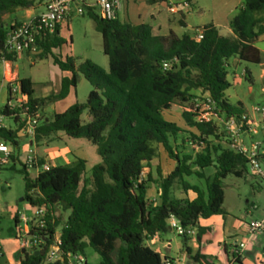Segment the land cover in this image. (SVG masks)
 <instances>
[{
  "label": "trees",
  "instance_id": "obj_1",
  "mask_svg": "<svg viewBox=\"0 0 264 264\" xmlns=\"http://www.w3.org/2000/svg\"><path fill=\"white\" fill-rule=\"evenodd\" d=\"M165 1L147 0V3L156 5ZM32 6V0H0V49L8 31L19 25L7 18ZM86 16L102 36L109 71L91 61L76 64L72 58L55 55L65 43L59 26L53 36L38 42L36 50L42 51L40 56L51 55L53 64L70 74L63 78L60 93L37 98L33 82L23 78L18 84L27 104L18 105L14 111L7 106L2 108L8 118L16 114L12 120L17 127L0 132L1 139L10 147L19 148V133L25 126L21 122L22 110L27 107L29 117H38L33 143L64 133L73 139L89 140L97 146L102 160L92 168L88 179L84 178L87 162L83 159L44 171L46 162L41 158V170L34 179L22 165L23 200L34 210L45 209L47 218L46 228L41 230L45 237L42 248L25 249L19 264H66L68 254L85 255L88 248L99 255L100 264H164L169 258H162L146 241L167 233L170 217L177 218L184 227L197 228L198 237L203 239L211 230L202 228L200 221L226 215L223 181L229 176L243 178L247 173L246 158L230 148V140L226 146L215 144L214 140L221 137L218 126L197 122L188 104L198 98V93L208 94L219 114L243 117V105L233 106L225 94L231 87L228 62L236 57L247 64L261 63V53L254 45L264 36V0H243L242 8L229 23L233 33L229 38L221 36L212 24L196 29L203 33V38L197 40L196 33L155 36L147 24L133 25L118 18L106 20L96 9H87ZM181 25L185 27L184 22ZM7 58L15 61L12 56ZM80 77L92 87L86 102L77 103L61 114L40 117L50 104L64 100L77 87ZM247 79L250 81L248 76ZM8 96L11 98L9 88ZM177 103L185 125L196 131L186 139L181 138L183 128L163 117ZM84 114L88 115L87 122L82 119ZM189 141L204 147L195 154L188 152ZM159 147L176 166L166 177L158 167L157 182L152 173L146 177L142 174L159 158ZM182 147H186L184 152ZM261 159L264 160V155ZM16 161L19 160L13 153L11 162ZM209 168L215 170L212 177L204 174ZM191 176L205 180V189L185 181ZM177 182L186 195L192 193L195 197L174 198L172 189ZM153 183L159 184V204L147 198ZM56 208L70 215L61 230L62 260L48 263V252L61 225ZM17 224L18 217L14 219V226ZM186 252L198 263L206 259L187 246ZM234 257L236 264H241V256L234 254Z\"/></svg>",
  "mask_w": 264,
  "mask_h": 264
},
{
  "label": "rangeland",
  "instance_id": "obj_2",
  "mask_svg": "<svg viewBox=\"0 0 264 264\" xmlns=\"http://www.w3.org/2000/svg\"><path fill=\"white\" fill-rule=\"evenodd\" d=\"M32 1L35 5L40 0ZM138 1L137 7H134V9L144 11L148 8V5L143 0ZM207 1L209 0H199L198 2L204 4ZM126 4L125 2L123 11L127 8ZM31 11L37 14L41 10L35 9ZM198 12L199 9L196 7L194 14L188 19L190 29L187 33L190 35H194L196 29L201 28L203 24L210 23L209 13L205 17H200ZM26 14V10H21L14 14L12 18L24 19ZM67 22L68 25H65L62 32H60V37L65 43L54 54L62 56L63 58H72L76 64L91 61L108 72L109 59L103 52V39L96 31L94 22L86 15L78 16L76 14ZM3 66L4 64H0V77L4 72ZM52 66L53 61L51 55L27 58L24 54L20 55L19 59L13 63V69L18 71L21 78H28L35 81L38 95L46 87L44 81L53 76ZM227 71L228 82L231 87L225 94L229 102L233 106L243 105L244 115L249 118L251 116L259 119L258 115L254 113V108H264V65L257 66L247 63H236L234 58H231L228 62ZM246 71L251 72L252 82L247 79ZM81 84H84V87H80V94L87 95L86 93L88 91L90 92L92 87L87 81H83ZM199 94L197 96H200ZM4 99L1 96V104ZM84 99L86 101V97ZM192 105V102L188 104L189 107ZM42 116L47 115L42 112L40 117ZM163 117L167 121H173L185 130L181 138L186 139L190 137V134H195L196 132L194 129L185 125L181 115L180 103H177L170 112L163 114ZM82 119L87 122L88 115L84 114ZM4 123L8 128H16V124L11 119H6ZM215 124L221 132V137L219 140H214V143H220L222 146H226L229 142V139H227L229 137L225 132L224 124L218 121ZM262 125L264 126V123ZM240 140L247 147H250L252 141L261 142V136L250 137L247 133H243ZM31 141V138L20 133L19 148L14 149L9 146L12 154L14 153L19 161H16L15 164L10 161L7 165L0 168V248L3 253V258L1 259L2 264H19L20 259H24V255L22 254L24 247L15 231L14 219L16 217L32 218L35 213V210L30 207L28 202L23 200L25 197V186L23 176L20 173L29 152L39 157L45 156L48 162L45 161L46 164H49L51 167L71 165L76 159H83L87 162L85 179L89 178L94 166L102 163L101 157L98 155L97 146L87 139H73L67 137L64 133H59L39 144L34 143L30 145ZM178 143L181 144V141ZM184 149L186 150V147H182L181 152H184ZM187 150L194 154L198 153L194 149L187 148ZM162 155L164 156V160L169 161V158H166L167 154L164 149L159 147V159H161ZM164 165L166 174H169L171 168L168 164L164 163ZM262 169L264 172V162L262 163ZM194 170L197 171L198 169L196 168ZM29 174L34 176L36 171L30 170ZM204 174L207 177H212L215 174V170L213 168L206 169ZM185 181L202 189L206 187L205 180L199 179L196 176L185 178ZM223 188L225 192L224 210L226 213L224 218L227 222L226 231L229 232L230 236L226 238L228 256L232 259V254L236 253V247L239 248V245L244 243L246 249L242 253L240 251V256L244 264H258V260L261 258L264 249V245L258 240H263L264 233H259L251 239L245 233V230L253 222L264 221V176L259 177L254 175L248 168L243 178H236L234 176L227 177L223 181ZM172 196L174 198H184V191L180 182L175 183L173 186ZM55 212L57 218L61 220V225L57 230V233L60 235L70 212L63 211L61 208H56ZM219 239V236L216 239L214 238L215 242H218ZM189 243H192L191 240L178 236L174 230L170 229L167 233L160 234L155 239V242L148 240L145 244L160 254L162 258L167 257L180 260L183 258L180 264H200V262L194 261L192 257L187 255L186 246ZM84 256L87 258L88 264H100V257L93 249L88 248ZM222 256H225L224 252H222ZM223 259L226 263L228 260L231 262L229 258Z\"/></svg>",
  "mask_w": 264,
  "mask_h": 264
},
{
  "label": "built area",
  "instance_id": "obj_3",
  "mask_svg": "<svg viewBox=\"0 0 264 264\" xmlns=\"http://www.w3.org/2000/svg\"><path fill=\"white\" fill-rule=\"evenodd\" d=\"M45 10L36 19L19 24L12 27L6 36V40L3 49H0V61L8 68L9 75H12L11 63L7 56L13 58L23 55L32 50H36L38 42H42L47 38L53 36L57 28L66 23L74 14L78 16H84L87 13V9H96L100 16L106 20H115L117 18V10L120 8L122 0H44ZM195 39L201 40L203 33L197 31ZM167 68V65H165ZM7 91L11 94V98L8 96V100L5 106L10 111L16 110L17 106L26 105L27 98L21 96L20 86L18 81L14 78L6 79ZM0 104V132L5 129H10L5 125L6 119L16 118V114L8 118L2 113ZM192 111L196 115L197 122L216 123L221 122L224 124L225 132L231 141L230 148L236 153L243 155L248 164L250 171L259 177L264 176L262 169L263 160L261 157L262 144L257 141H252L250 147H247L240 137L243 133L248 135H257L259 124L252 121L251 118L243 115L241 119L236 116L227 117L217 112V108L214 102L211 100L208 94L200 95L193 101ZM254 113L260 116L262 122H264V108L255 107ZM21 122H25L24 128L20 133L24 134L33 140L35 136V129L38 124V117H29L28 108L25 107L22 110ZM189 149L201 151L204 147L197 142H187ZM12 150L7 143H5L0 137V168L7 165L11 161ZM24 166L28 171L34 170L37 173L40 172L39 157L31 152L26 156ZM51 166L45 164L42 170L49 171ZM143 176L145 173L142 174ZM47 212L45 209H35L34 216L32 218L22 217L18 218V224L15 226L18 239L21 240L22 246L27 250H40L44 244L45 237L41 230L46 228ZM23 223V224H22ZM23 225V226H22ZM168 225L170 229L174 230L178 236L186 239H197L198 230L195 227H184L180 221L175 217L168 219ZM248 233L251 239L257 234L264 233V221L253 222L248 226ZM60 235L56 233L55 244L51 246L48 255L47 262L55 263L62 260L59 247L61 246ZM246 249V245L241 243L239 248L236 247L235 255L240 256ZM239 250V251H238ZM241 251V253H240ZM262 262L264 263V249L262 254ZM3 253L0 248V257ZM179 259H166L164 264H180ZM66 264H88V260L81 254H68L66 257ZM231 264H236V259L233 256Z\"/></svg>",
  "mask_w": 264,
  "mask_h": 264
},
{
  "label": "crops",
  "instance_id": "obj_4",
  "mask_svg": "<svg viewBox=\"0 0 264 264\" xmlns=\"http://www.w3.org/2000/svg\"><path fill=\"white\" fill-rule=\"evenodd\" d=\"M143 1L146 3V5H148V8L144 11H140L138 9L137 10L134 9V7H137V4L139 2L138 0H122L120 8H118L117 10V18L122 22H128L133 25L147 24L151 26L153 34L159 37H168L171 32H173L178 37H181L184 34H189L187 33V31L190 29V25L188 24V19L194 14V9L196 7H198L199 9L198 13L200 17H205V15L209 13L210 23L203 24L202 27L212 24L218 29L221 36L228 37V38L232 37L233 33H232V30L230 29L229 23L231 19L240 11V9L243 6V0H209L207 1V3H204V4H202L201 2H198L199 0H190V3H187L182 0H167L163 3L156 4V5H149L147 3V0H143ZM125 2L127 3L126 4L127 8L125 9V11H123V8H125L124 7ZM131 8L132 10H130ZM35 9H40L41 11L37 14H34V12H32L31 10H35ZM44 10H45V1L40 0L30 9L26 10L27 14L24 19L12 18L13 16L12 15L11 17L7 18V21L11 22L12 24H17V23L22 24L25 22H30L36 19L38 16H40L44 12ZM181 22L185 23V27L181 25ZM65 25H68V22L61 25L60 32H62V29ZM191 36H194V35H191ZM254 46L261 53V63L257 66H263L264 65V36H261L257 40ZM25 55L27 56V58H31L33 56L38 57L41 54H40V51L32 50L30 52L25 53ZM17 59H19V56L14 58L15 61ZM234 61H236V63H243L236 57L234 58ZM10 63H11L12 75L11 76L9 75L8 68L4 65L3 66L4 72H3V75L0 77V99H1V96L5 98L2 104L0 101L1 106H5L8 100V91H7L6 82L4 80V76H6V79L14 78L17 81L23 79L19 76L18 71L13 69L14 61H10ZM0 64L2 63L0 62ZM52 67H53V70H52L53 78L51 77L44 81L45 82L44 85H46V87H44V89L41 91V94L38 95L36 91V83L35 81L31 79V81L34 84L35 97L45 98L52 94H59L61 91V84H62L63 78L70 76L69 73H63L54 64ZM246 74L250 78V82H252L251 72L246 71ZM82 79L80 77L77 87L71 89L69 95L64 100L57 101L53 104H50L48 107H46L43 110V113L47 115L46 117H51L54 114L64 113L71 106L77 103L86 102L84 98L86 97V100H87L88 95L91 91L90 92L88 91V93H86L87 95L80 94V87L82 88L84 87L83 86L84 84H81V83H83V81H86L85 79L84 80ZM170 111L164 112V114ZM258 117L259 119H255L250 116L252 121L259 124L257 135L261 136L260 143L262 144V149H264V126L262 125V123L264 122H262L260 116ZM170 122H173V121H170ZM9 128L13 129L11 127ZM257 135H253V136L249 135V136L254 137ZM33 144H34L33 141H31L30 145H33ZM262 153L264 155V150L262 151ZM42 157H44V160L47 162V160L45 159V156H42ZM42 157H39V159H41ZM167 157L168 156H166V158ZM164 163L168 164L169 167L171 168V171L169 172V174L175 169V166H176L175 162L170 159L169 161L164 160V156L162 155L161 159L157 158L151 163V168L145 169L144 173L146 175L144 177H146L148 173H152L154 176V179L158 182V179H159L158 173H157L158 167L160 168L161 174L163 177L168 176L169 174H166L165 172L166 169H165ZM37 175L38 173L36 172L34 176L30 175V177L34 179L36 178ZM158 190H159V184L153 183L151 184L150 189L147 194V198L150 201L155 202L156 204H159L160 202ZM194 197L195 195L192 193H189L188 195L184 193V198L182 199H186V198L193 199ZM177 199H181V198H177ZM200 226L204 229H208L211 231L203 239H200L199 237H197V239H187V240H191L192 242V243H189L187 247L191 248L194 253H197L199 251L200 254L206 258V259H202L200 264L231 263L232 259L228 256L227 243H226V238L229 236V232L226 231L227 222L224 216H214V217H211L210 219L201 220ZM245 233L249 235L248 228L245 230ZM158 236L159 235H157L156 237L150 240L152 242H155V239ZM218 236L220 237V239L218 242H215L214 238L216 239ZM258 241L262 243V245H264V238L263 240H258ZM222 252H224L225 256H222ZM262 254H263V251H262ZM233 256L234 254H232V258ZM262 256L263 255H261V258L258 260V264H264L262 262ZM223 258L225 259L229 258L231 259V262L230 260H228L226 263ZM181 260L183 261V258H181ZM241 261H242L241 264H244L243 260Z\"/></svg>",
  "mask_w": 264,
  "mask_h": 264
},
{
  "label": "water",
  "instance_id": "obj_5",
  "mask_svg": "<svg viewBox=\"0 0 264 264\" xmlns=\"http://www.w3.org/2000/svg\"><path fill=\"white\" fill-rule=\"evenodd\" d=\"M42 53V51H40V54ZM26 252L25 249L22 250V254H24Z\"/></svg>",
  "mask_w": 264,
  "mask_h": 264
}]
</instances>
